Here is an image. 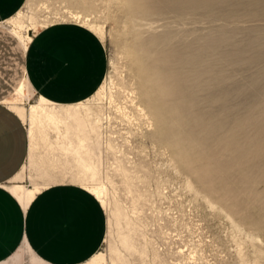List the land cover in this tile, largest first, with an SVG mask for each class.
Masks as SVG:
<instances>
[{"label": "rangeland", "instance_id": "1", "mask_svg": "<svg viewBox=\"0 0 264 264\" xmlns=\"http://www.w3.org/2000/svg\"><path fill=\"white\" fill-rule=\"evenodd\" d=\"M169 5L165 0H26L19 10L23 15L16 19L23 25L24 33L27 28L32 30L31 38L42 28L73 22L89 28L105 45V78L83 101L97 129V142L93 140L92 151L98 157V185L106 190L105 201L101 203L107 219L106 236L98 256L87 264H264V207L250 202L245 192L237 196L222 189L215 179L228 181L224 171L209 162L201 144L188 145L186 127L180 121L188 116L194 122L202 120L212 130L223 116L233 120L246 113L249 106L264 109V93L260 95L264 90V59L257 58L264 57V42L260 43L259 32L254 28L263 29L264 22L251 21L249 25L246 20L244 24L241 12L238 21L234 18L220 22L219 9L213 10L219 13L215 19L206 21L202 15L194 14L181 21L167 11ZM71 12L89 17L88 22L75 20ZM9 20L0 23V102L9 106L13 101L23 107V120L29 131L30 104L37 103L39 95L24 76L23 47L12 34L14 26ZM233 20L236 24L244 21L237 26ZM240 25L247 27L245 31L249 27L253 35L244 33ZM239 26L243 30L239 31ZM222 29L231 43L228 41L220 48H230L223 50L230 54L241 51L246 56L244 60L228 62L220 57L211 71L207 66L198 65L199 71L206 73L202 76L183 70L180 84H165L160 92L162 102L170 108L176 106L164 113L169 126L179 129L175 139L169 140L175 141L184 152H174L160 136L144 97L143 91L157 84L159 78V74H151L147 69L150 63L160 66L151 56L169 42L184 44L191 40L188 38H195L202 44L206 37H215ZM256 45H260L262 53L256 52ZM220 50L216 55L224 54ZM172 65L177 68V63ZM212 73L218 79L213 81L208 77ZM20 82L27 83L29 100L18 96L16 88ZM54 106L63 113L68 108V105ZM256 110L253 118L262 115ZM49 132L54 137V132ZM35 154L33 160L28 159L20 177L9 185L46 187L72 182L82 186L70 179L79 166L69 155H63L60 148L48 150L38 142ZM252 160L249 156L236 155L237 168L241 171L232 173L244 177L247 185L250 177L246 174L252 169H248ZM251 171L256 172L251 175L255 178L253 191L263 195L264 171ZM231 184L237 186L234 182ZM233 200L237 201L233 203ZM125 237L127 243L123 241Z\"/></svg>", "mask_w": 264, "mask_h": 264}, {"label": "crops", "instance_id": "2", "mask_svg": "<svg viewBox=\"0 0 264 264\" xmlns=\"http://www.w3.org/2000/svg\"><path fill=\"white\" fill-rule=\"evenodd\" d=\"M26 0H0V23ZM23 71L32 90L58 105L88 99L107 68L103 41L73 22H59L33 34L24 50ZM29 156L23 118L0 102V264H87L101 248L107 229L105 209L87 188L60 182L35 192L24 203L22 174Z\"/></svg>", "mask_w": 264, "mask_h": 264}, {"label": "bare ground", "instance_id": "3", "mask_svg": "<svg viewBox=\"0 0 264 264\" xmlns=\"http://www.w3.org/2000/svg\"><path fill=\"white\" fill-rule=\"evenodd\" d=\"M165 1L168 3V5L169 3L171 4L168 7L166 6L168 10L167 9L165 10L174 13L176 16H178L181 19V21L182 20L185 21L192 18L194 14L202 15L203 18H205L207 21L209 18L211 19L214 17L216 18V16H218L217 14L219 13L220 15L218 19H222L220 20V22L224 20L228 21L234 18L236 21H238L240 19L238 14H240L239 12H241L243 17L245 15L247 18L246 19L245 17L244 18L242 17V19L245 20V21L243 20L244 24L246 23V20L247 21L249 20V25L251 21L252 22L261 21L262 23L264 22V0H165ZM155 8L160 11L163 10V8H159V7H155ZM214 9H219L220 12L214 13L213 12ZM22 15H23L22 12L18 11L14 16L9 18L10 19L9 21H11L14 26V28L12 29V34L17 38V40L25 50L27 48L28 42L31 39L30 32L32 30L30 28H27L25 29L26 30L25 33L24 31H22L23 25L19 24L16 20ZM71 15L75 20L78 19L83 20V22L86 23L89 20V17L82 16L79 13L74 14L71 12ZM237 16L238 18H236ZM243 21L240 22L243 23ZM232 22L235 21L233 20ZM226 23L228 24V22ZM236 23L237 22H235V25L238 26L239 24ZM228 25L231 26L233 24L229 23ZM228 25H226L225 27L227 28ZM253 25H255V22L253 23ZM225 27L223 28L224 31L226 29ZM242 27L244 28V26ZM234 28L237 29L236 26ZM243 28L240 27L239 31H241V29L243 30ZM246 28L247 27H245L243 31L244 33L246 32L247 34V31L249 32V27L248 30L245 31ZM254 28L252 27V30L254 29L256 32L257 31L259 32L260 43L261 41L264 42V28L257 29L256 26ZM260 28H262V26ZM223 29L219 30L218 34H216L215 37H206V39H204V42H202V44L200 41L197 42V39L195 38H188L191 40L187 43L185 41L184 44L175 43V42H173L174 43L173 44L169 42L168 45H165L163 48L161 47L162 48L161 50H158L156 53H154L151 56V60H157L158 62H160V66L154 67L153 64L151 65L150 63L147 69L151 74H159V78L157 84L155 83L152 88H148L147 90L145 89L143 91L144 97L146 98L149 108L153 116L155 117L157 130L160 133V136H162V138L168 141V143L172 146L174 152H179V153L181 152V154L184 152V150H182L181 148H179V146H177V144H175V141L173 140L171 141V139L169 140V138L175 139V137L179 134V129L175 125L169 126L168 120L165 119L164 113L166 110L167 111L174 110L176 106L173 105L174 108H170L168 104L162 102L160 100V96H161L160 92L163 90V86L165 84L174 83L176 86L180 84V74L181 71L183 70H189L195 73V75L197 76H202L203 74L206 73L199 71L198 65H200L201 67L207 66V68L209 69L208 71H211L213 64H215L217 58L218 59L220 57L225 58V60L228 62L244 60L246 56L244 57L241 51L239 53L237 52L234 54L232 53L230 54L226 52L227 49L230 48L227 49L222 48L223 44L225 43L228 44L227 43L228 41L230 42L229 36L224 37L225 33L223 32ZM249 33L247 35H249ZM250 34L253 35L252 32ZM253 43L254 42L252 41V47L254 46ZM220 46L222 47L220 48ZM258 47L257 50L255 49V47L253 49H255L256 52H258L259 50L258 53L264 52V51L260 52L261 48L259 47L258 49ZM233 48L235 47L233 46L231 50H233ZM218 49L219 50L221 49L220 51H222V53L224 54L219 53L220 55H216ZM253 49L252 51H250V54L251 52L253 53L254 51ZM223 50L226 51L223 52ZM228 51L231 52L230 50ZM252 57L254 58V54ZM257 58L264 59L263 55L261 57L258 56ZM250 59L251 57L249 58V60ZM176 63H177V68H173L172 64H176ZM216 76H217L216 74L212 73L208 77H211V79H213L214 81V79H218ZM27 87L28 85L26 82L23 83L20 82L16 89L18 96L21 95L25 99L29 100L30 93ZM262 91L261 94L259 91L258 92L260 95L263 96L264 92ZM260 95L259 97H262ZM9 100L11 101L13 99H9ZM54 105H55L54 103L48 101L43 97H39L37 103L30 104V116L28 120L29 121L28 134H29L30 144H29L28 159L29 160L34 159L36 155L35 152L38 147V142L45 144L48 150L53 147L60 148L62 150L63 155L65 156L69 155L70 158H72V160H74V162L79 166V170L70 179H72V181L80 182L82 186L88 185L89 187L88 188L85 187V188L91 191L100 200V202H104L106 196V190L102 185H98L99 184L97 182L98 173H99V165L97 160L98 157H96L92 151L93 140L96 139L97 142V129L95 124H93V120L90 119V114L88 112L87 107L84 106L83 102H80L75 105H68V108L64 109L65 113H63L62 111L55 109L56 107ZM9 106L13 110H15L23 119H25V112H24L25 109L23 107L13 103V101L10 102ZM249 107L248 110H246V113L235 117L233 120H228L223 116L222 118H220V121L216 123L217 126L214 125V128L212 130L209 128V126H207V124H204L202 120L200 122H194L188 116L181 118L180 121H182L181 123L184 124V126L186 127L187 131L185 130L186 132L185 140L187 141L188 145L191 144L194 145V143L201 144V146L204 147V152H205L204 154L209 157V162L216 164L219 170L224 171L225 176L224 175L223 176L225 177L226 180H228L226 181L227 183L221 178L215 179L218 180L217 182L221 184L222 189H224L228 193H233L237 196L240 195L239 193L245 192L248 195V197L251 199L250 202H253L254 204H260L261 206L264 207V194L258 195L253 191L252 183L255 182V178H252L251 176L253 172L251 171L252 169L254 170L260 169L261 171H264V109L260 108V110H256V107L258 106H255L253 108L250 107V109ZM255 110L256 113L259 111V113H261L262 115L260 117L253 118L252 113H254ZM173 122L176 123L175 121ZM208 128L210 130H208ZM48 130L54 132V137L50 135V132ZM214 138H218V139L215 141ZM212 140H214L215 142L213 141L212 143ZM240 140L241 142L237 143ZM208 146H211L210 147L211 149H209ZM236 155L237 156L243 155L247 157L249 156L253 159L251 162V166L250 167L249 165L247 166L249 167L248 169H250L251 167L252 169L248 170L246 174V176L250 177L249 180L250 185H247L245 183L244 177L237 174H232L233 170L238 169L237 168L238 163L236 162ZM229 166H231L230 168L233 167V169L231 170L230 168H228ZM242 166H244V164ZM244 169L242 168L243 170L242 172H244ZM237 171L240 172L241 170L238 169ZM257 172L259 171L257 170ZM253 173L256 172L254 171ZM233 182L237 184L236 187L232 186L231 183ZM210 183L213 182L210 181ZM44 186L45 185L42 186L32 185L31 187L21 186L17 189V194L24 203H27L33 197L34 193L39 191ZM235 201L237 200H233V203H235ZM123 241L127 243V237H125ZM97 256H94L91 260H95Z\"/></svg>", "mask_w": 264, "mask_h": 264}]
</instances>
